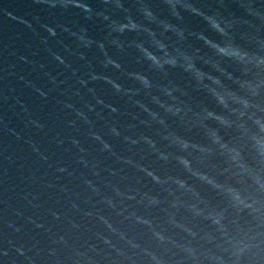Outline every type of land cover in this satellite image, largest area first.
<instances>
[{
    "label": "water",
    "instance_id": "1",
    "mask_svg": "<svg viewBox=\"0 0 264 264\" xmlns=\"http://www.w3.org/2000/svg\"><path fill=\"white\" fill-rule=\"evenodd\" d=\"M0 264H264V0H0Z\"/></svg>",
    "mask_w": 264,
    "mask_h": 264
}]
</instances>
